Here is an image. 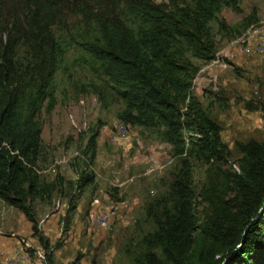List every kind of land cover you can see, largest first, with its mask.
I'll return each mask as SVG.
<instances>
[{"label": "trees", "instance_id": "obj_1", "mask_svg": "<svg viewBox=\"0 0 264 264\" xmlns=\"http://www.w3.org/2000/svg\"><path fill=\"white\" fill-rule=\"evenodd\" d=\"M224 4L241 8L239 0H0V197L24 212L44 246L48 239L38 229L33 201L48 198L57 181L44 179L37 169L38 113L46 99L48 109L55 102L49 87L60 49L53 25L65 24L70 13L93 28L85 46L124 104L118 118L160 124L162 138L179 156L168 190L147 204L155 227L143 235L136 260L264 264V139L241 142L237 168L222 167L226 145L220 126L192 93L199 69L194 58L216 56L211 22L227 28L219 15ZM257 20L253 7L240 23L252 26ZM261 109L264 115V103ZM185 123L197 133L190 145ZM98 132L91 133L83 149L90 160ZM194 152L212 160L199 191L187 155ZM75 170L79 190L94 181L86 168ZM198 196L205 202L203 217ZM76 197L71 196L68 210L76 206Z\"/></svg>", "mask_w": 264, "mask_h": 264}, {"label": "rangeland", "instance_id": "obj_2", "mask_svg": "<svg viewBox=\"0 0 264 264\" xmlns=\"http://www.w3.org/2000/svg\"><path fill=\"white\" fill-rule=\"evenodd\" d=\"M239 5L240 10L221 7L227 28L211 22L216 56L194 58L199 69L192 84V93L220 126L226 145L220 163L229 169L239 164L241 142L264 139V52L255 48L257 35L264 40V0H239ZM253 7L258 20L243 26L241 18ZM92 29L70 13L65 24L53 25L60 49L49 87L55 102L48 109L46 99L38 113L42 141L37 169L44 179L57 182L48 198L33 201L48 245L33 232L24 212L0 197V264H144L135 256L143 249V235L155 227L147 204L168 190L179 156L162 138L160 124L118 118L124 104L85 46ZM251 45L254 50L247 52ZM96 129V153L90 160L83 149ZM183 133L186 145L197 134L186 123ZM187 155L199 191L212 160L197 152ZM76 167L94 174V181L81 190L75 184ZM74 195L76 206L68 210ZM197 210L203 217L206 207L200 196Z\"/></svg>", "mask_w": 264, "mask_h": 264}, {"label": "bare ground", "instance_id": "obj_3", "mask_svg": "<svg viewBox=\"0 0 264 264\" xmlns=\"http://www.w3.org/2000/svg\"><path fill=\"white\" fill-rule=\"evenodd\" d=\"M259 30H255L253 32V35H256L254 33H258ZM258 51L260 52H264V42H257V46L255 47ZM247 52H252L254 50V47L251 45V46H247L246 49H245ZM27 257V256H26Z\"/></svg>", "mask_w": 264, "mask_h": 264}, {"label": "built area", "instance_id": "obj_4", "mask_svg": "<svg viewBox=\"0 0 264 264\" xmlns=\"http://www.w3.org/2000/svg\"><path fill=\"white\" fill-rule=\"evenodd\" d=\"M257 37H258V42H264V40H263V36H260V35H257ZM105 220V216L103 215V219L101 220V223H103V221Z\"/></svg>", "mask_w": 264, "mask_h": 264}, {"label": "water", "instance_id": "obj_5", "mask_svg": "<svg viewBox=\"0 0 264 264\" xmlns=\"http://www.w3.org/2000/svg\"><path fill=\"white\" fill-rule=\"evenodd\" d=\"M246 230V229H245Z\"/></svg>", "mask_w": 264, "mask_h": 264}]
</instances>
